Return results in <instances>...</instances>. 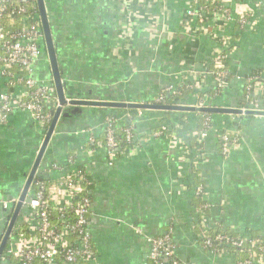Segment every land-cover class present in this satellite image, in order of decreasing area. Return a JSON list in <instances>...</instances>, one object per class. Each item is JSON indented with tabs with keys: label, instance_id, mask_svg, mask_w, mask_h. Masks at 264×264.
<instances>
[{
	"label": "crops",
	"instance_id": "1",
	"mask_svg": "<svg viewBox=\"0 0 264 264\" xmlns=\"http://www.w3.org/2000/svg\"><path fill=\"white\" fill-rule=\"evenodd\" d=\"M45 1L67 93L155 103L166 86L175 85L180 92L194 90L185 103L193 105L197 93L216 88L212 72L219 44L207 34L186 35L194 31L195 21L187 14L194 0ZM236 2L234 13L243 4L249 10V25L243 30L222 15L211 20L212 25L221 24L230 38L227 63L233 76L224 95L209 101L211 106H246L247 77L264 69V0ZM35 75L53 84L44 50ZM6 89L9 84L0 77V93ZM119 109L84 106L61 117L37 172L41 179L59 177L62 173L47 172L54 163L65 172L76 167L87 171L93 184L88 230L100 264H151L147 238L161 237L171 228L177 260L212 264L196 230L198 176L212 203L211 226L234 234L264 235V116L213 114L211 130L201 142L194 136L201 112H174L167 117L159 110L122 108L134 116L136 141L110 164L106 148L91 146L89 136L101 135L108 114L115 110L122 116ZM222 124L240 132L241 145L228 156L219 149ZM167 125L175 126L187 154L174 150L170 136L155 133ZM48 127H40L20 110L12 113L7 125L0 124V200L20 197ZM191 137L196 138L192 146ZM33 192L32 185L29 194ZM28 207L24 206L8 249L30 238V233L19 238L21 227H30ZM8 218L0 205V231L7 228ZM6 254L15 259L8 250ZM2 261L11 264L4 255ZM218 264H235V260L227 257Z\"/></svg>",
	"mask_w": 264,
	"mask_h": 264
},
{
	"label": "built area",
	"instance_id": "2",
	"mask_svg": "<svg viewBox=\"0 0 264 264\" xmlns=\"http://www.w3.org/2000/svg\"><path fill=\"white\" fill-rule=\"evenodd\" d=\"M36 0H0V17L11 9L8 15L11 22L19 18L20 30H5L0 25V77L5 78L12 89H6L0 93V124L7 125L15 110L30 114L32 119L40 126L47 127L53 118V110L59 106L58 97L54 83L46 80H39L35 77V64L41 57L43 38L41 36V19L36 13ZM237 0H222L219 7L212 14L203 6L197 7L198 0H194L187 10L189 17L195 21L194 31H188L186 35L207 34L219 44L214 57L215 69L212 72L216 80V93L214 96L205 95L196 104L197 107L211 106L209 101L213 97L224 95L223 87H229L227 77L230 71L227 70V59L231 53V41L223 33L221 24L212 25L211 20L222 15L225 21L237 19L239 30L249 25L248 7L241 6V11L234 13ZM35 8V11H31ZM17 20V19H16ZM18 69V70H17ZM246 87L247 104L241 109L264 111V105L258 96L264 97V73L253 75L248 78ZM194 87V85H188ZM222 87V88H221ZM225 87V89H226ZM181 87L175 85L166 86L156 99V104H166V98L170 94H177ZM141 112V111H139ZM125 120L123 132L128 147L121 149L117 140V129L121 121ZM105 141L97 139L94 132L89 136V143L95 148H106V154L110 164L120 152L132 149L135 138L134 116L126 112L122 116L108 115L103 124ZM161 126L155 133L167 135L172 138L174 150L187 154L186 146L177 138L175 126ZM211 118L205 115V126L202 130L196 131L195 135L201 142L211 130ZM240 132L232 130L226 125L221 129L218 139L221 142V154L228 156L235 148L241 145ZM233 134L234 136H232ZM197 168L199 163L195 162ZM76 167V166H75ZM62 173L59 177L52 179L35 180L34 199L28 204L30 224L28 240H20L17 245L8 249V255L13 256L19 262L17 264H100L91 243V236L88 230L89 216L91 213V198L82 195L80 199L74 200L82 193H89L87 186L88 174L84 168L76 167L65 172L63 166L54 163L47 171ZM196 195L202 196L206 203L202 210L209 209L212 203L209 201L204 190V185L196 187ZM12 201L0 200V205L9 206ZM58 211L56 223L51 215ZM34 214H36L34 216ZM199 224L205 234L219 226H211L208 215L202 213ZM173 229L161 237H149V257L151 264H195L177 260L175 246L172 242ZM77 234L76 240L70 244L68 236ZM19 234V238H27ZM201 244L211 256L213 263L218 264L227 257H233L235 264H264V235L253 237L248 234L231 235L227 232H218L215 236L204 235ZM1 242V240H0ZM256 248L250 251L245 261H236L237 251H244L246 246ZM230 248H235L232 250Z\"/></svg>",
	"mask_w": 264,
	"mask_h": 264
},
{
	"label": "water",
	"instance_id": "3",
	"mask_svg": "<svg viewBox=\"0 0 264 264\" xmlns=\"http://www.w3.org/2000/svg\"><path fill=\"white\" fill-rule=\"evenodd\" d=\"M39 16L41 19V36L43 38L42 47L48 57L51 75L53 77V83L55 85L56 94L59 101V106L53 110V118L47 129L46 136L42 143V146L38 152L34 165L27 176L25 186L18 200L13 201L6 210L9 212L8 224L6 231L0 242V264L3 259L5 249L7 248L10 238L12 236L15 226L21 221L19 218L22 215V211L25 205H28L34 199V194H29V191L36 179H41V175L38 174V168L43 163V157L47 150L48 144L51 140L56 126L61 117H67L71 115V112L81 111V107L84 106H97L104 108H123V109H153L165 112H201L211 114H233V115H260L264 116V111L243 110L241 108L226 107V106H204L197 107L195 105L188 104H156V103H141V102H127V101H110V100H95L85 98L84 95L77 93H67V84L62 77V69L59 63L56 41L54 38L51 22L49 19L48 9L45 0H36ZM69 92V91H68ZM181 117V116H180ZM10 198V200H12Z\"/></svg>",
	"mask_w": 264,
	"mask_h": 264
},
{
	"label": "trees",
	"instance_id": "4",
	"mask_svg": "<svg viewBox=\"0 0 264 264\" xmlns=\"http://www.w3.org/2000/svg\"><path fill=\"white\" fill-rule=\"evenodd\" d=\"M219 3H220V0H198V3H197V7L199 6H203L205 9H208V11H210V13L212 14L213 12H216L214 10V8L216 7V9L219 7ZM47 4V9H48V14H49V19H50V22H51V25H52V19H51V14H50V9L48 8V3L46 2ZM34 5L36 6V11H35V8H31V11H35L36 13L39 14V11H38V8H37V3L36 1L34 2ZM12 9V8H11ZM11 9H8V11L6 13L3 14V16L0 17V25L5 29V30H12V31H16V30H20L22 28V26L19 24V18L18 16H14L16 17L15 19V22H11V19L10 17L8 16L10 13H11ZM236 16H234V22L236 21L237 22V19L235 18ZM239 28V26H238ZM229 59H227L228 61ZM215 68V67H214ZM227 70H229V66H228V63H227V66H226ZM0 69H1V64H0ZM18 70V69H17ZM264 69H258V70H255L254 72H252L248 77H247V80L248 78L252 77L253 75H256V74H261L263 73ZM227 80L228 81H231L232 80V76H228L227 77ZM247 83V82H246ZM248 84H246V87H247ZM9 89H12V86L9 85ZM194 90L192 91H189L188 89H185L183 90V92H180V93H177V94H172V95H168L167 98H166V104H174V103H180V104H185L186 102H188V97L191 95L190 92H193ZM216 93V90L213 89L212 91H209L207 92L206 94H202V93H197L198 94V98L197 100H201L205 95H210V96H214ZM257 98H259V100L261 101V103H263L262 105H264V97L263 96H258ZM196 104V102H195ZM243 106H241L242 108ZM120 110H123L122 108L119 109ZM124 111V110H123ZM127 110L124 111V113L122 115L125 114ZM116 112V113H115ZM163 114L165 116L168 117V115L170 113H174V112H165V111H162ZM108 115H117V116H121V115H118L117 111H112V113L108 114ZM205 115H208L210 116L211 118V126L213 124V114L211 113H203V116L200 120V122L198 123V131L202 130L205 126ZM126 123L125 120L121 121L120 124L118 125V129H117V140L119 142V147L121 149H124L125 147H128V146H131V145H128L127 142L125 141V137H124V132H123V128H124V124ZM161 129L160 127L156 128V130H159ZM102 131V130H101ZM221 132V130H219V133ZM96 135V134H95ZM232 136H234L233 134H231ZM97 136V139H100V140H104L105 141V132L103 131L101 135H96ZM188 142V141H187ZM196 142V138L194 137H191V139H189V144L194 145ZM218 142H219V149H220V152L222 151L221 150V142L220 140L218 139ZM222 153V152H221ZM196 186H199V185H203L204 181L202 180L201 176H198L196 177ZM88 181H91V184H89L87 186V188L89 190H92L93 188V184H92V180L90 178V176L88 175ZM35 184L33 183V189L35 190ZM82 195H87L88 197H90V194L88 193H82L80 194V196H78L74 201L77 202L80 197ZM197 196V201H198V216L199 218L201 217L202 213H206L208 215V212H209V209H206V210H202V206L206 203V201L203 199L202 196ZM58 211H53L52 212V215H51V218L53 220L54 223H56L57 221V218H58ZM36 214H34L35 216ZM4 228V227H3ZM196 230H197V233L199 234V237L201 239V241H203V236L204 235H209V236H215L218 232L222 231V232H227L231 235H236L228 230H224L221 226H219V228L217 229H212L209 233L205 234V232L202 230V227L199 225H196ZM6 229L4 228V232L0 235L1 237H3L4 233H5ZM19 234H22L24 237H27L28 236V230H27V226L24 225L21 227V229L19 230ZM259 235H255L253 237H258ZM69 238V241L71 242L70 244H72L76 238H77V234H71L70 236H68ZM9 245V244H8ZM232 250H236L235 248H230ZM7 250H8V246L7 248L5 249V252H4V258L6 260H9V262L11 264H17L19 261L16 260V259H12L11 257H8L7 256ZM257 249L256 248H252L250 245H247L245 250L244 251H237V255H236V261H245L248 257H249V252L250 251H256ZM3 264V261H1ZM171 262H167L166 264H170Z\"/></svg>",
	"mask_w": 264,
	"mask_h": 264
},
{
	"label": "rangeland",
	"instance_id": "5",
	"mask_svg": "<svg viewBox=\"0 0 264 264\" xmlns=\"http://www.w3.org/2000/svg\"><path fill=\"white\" fill-rule=\"evenodd\" d=\"M233 77V76H232ZM234 77H236V76H234ZM226 87V86H225ZM225 87H223V92H226V90L228 89V87H226V89H225ZM222 88V87H221ZM139 114V113H138ZM225 126V124H222V126H221V129L223 128ZM227 126V125H226ZM228 128H230V129H232V127H229V126H227ZM220 129V130H221ZM200 147V146H199ZM201 149V148H200ZM196 168H197V165H196ZM18 200V198H13L11 201L13 202V201H17ZM14 203V202H13ZM15 204V203H14ZM2 206L4 207V209L6 210V208H7V206H5V205H3L2 204ZM8 214H9V212H8ZM7 222H8V220H7ZM8 224V223H7ZM4 232V228H2L1 229V231H0V233L2 234ZM2 239V237H1V235H0V240ZM29 239V238H28Z\"/></svg>",
	"mask_w": 264,
	"mask_h": 264
}]
</instances>
